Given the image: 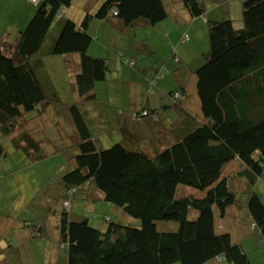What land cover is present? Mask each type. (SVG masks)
<instances>
[{
  "label": "trees",
  "instance_id": "trees-1",
  "mask_svg": "<svg viewBox=\"0 0 264 264\" xmlns=\"http://www.w3.org/2000/svg\"><path fill=\"white\" fill-rule=\"evenodd\" d=\"M181 1L192 17L204 13L198 0ZM73 2L37 0L13 47L4 50L6 43L0 44V139L16 135L31 141L40 150L24 153L35 161L47 155L32 135L22 131L31 121L26 117L40 115L51 102L62 109L56 97L44 91L32 63L53 24L57 22L59 28L49 52L79 56L81 73L75 77V87L91 101L95 99L93 87L105 81L110 68L105 58L88 54L96 40L89 32L92 20L114 17L126 26L138 21L156 26L169 17L163 0H105L94 14L86 12L75 21L64 14ZM233 18L207 20L208 48L195 58L200 62L194 72L200 113L183 125L182 132L171 135L175 137L169 144L152 135L97 149L84 113L76 104L63 108L79 143L74 146L70 170L61 177L62 209L52 212L59 217L55 228L65 252L64 261L55 264H252L241 243L244 237L237 236L226 220L235 208L234 213L243 217L242 224L256 231L264 244V202L252 191L264 178V0H241L240 15ZM125 56L117 55L123 65L136 68L135 60ZM167 71L164 64L156 70L149 82L151 89ZM168 98L172 106L187 101L182 89L170 92ZM156 112L143 110L131 117L149 119L157 126L161 119ZM142 141L145 149L139 148ZM5 156L0 142V160ZM234 162L242 169L225 175ZM235 178H244L247 185L235 191ZM185 187L194 194L179 192ZM79 190L89 201L98 198L120 208L135 225L106 218V229L98 230L87 220L72 217L67 198ZM246 194V201H240L238 196ZM29 223L32 239L45 238L43 227L36 230L34 222ZM164 223L176 224V228L162 229L159 224Z\"/></svg>",
  "mask_w": 264,
  "mask_h": 264
},
{
  "label": "rangeland",
  "instance_id": "rangeland-1",
  "mask_svg": "<svg viewBox=\"0 0 264 264\" xmlns=\"http://www.w3.org/2000/svg\"><path fill=\"white\" fill-rule=\"evenodd\" d=\"M9 1L10 0H0V23L4 26L17 24L21 22L22 17H24L23 14L25 11L22 10L21 5H14L15 0L11 4L12 8H8ZM104 1L105 0H74L71 7L64 10V14L77 21L81 19L79 18L80 10H89V12L96 11ZM232 9L237 15L234 7H232ZM227 11L229 12V10ZM207 17L209 20L213 18L211 13L207 15ZM176 20L179 19L176 18ZM56 23L57 22L53 24L49 36L35 59H40L44 65L54 64L57 65L56 67L61 66L65 69L63 75L64 79L60 78L59 84L53 85V89L58 96V103L62 107L61 111L64 107L74 102L79 109L84 110V118L90 120L91 123L89 124L94 123L91 125L90 132L97 149H107L119 142H123L124 144L129 143L132 134L138 130H136L137 127L126 128L124 134L128 139L127 141L123 139L122 134L115 132L116 130L111 126L114 123L111 117L113 114H117L115 107L119 110L121 109L116 102L112 104L110 101L108 92L112 91L107 90L109 83L98 82L95 84L91 91V94L93 93V95H95L94 100L89 101V99L79 98L74 95L75 76L78 72L77 67L75 71V68L71 66H68V68L66 66V64H69L67 59H70V56L49 54V50L53 44L52 38H54L59 28ZM235 23L237 24L238 21L236 20ZM160 27L161 26L153 28L152 31L146 29L142 31L133 30L130 35H126L123 42L126 43L127 38L134 39V37H136L137 42L135 46L129 47V45L128 48L122 46L123 49L115 47L114 44L110 45L107 43L109 34H116L114 29H112L111 26L108 27L107 24H100L99 21L93 19L89 27V32L96 34L98 41L92 43L88 54L91 56H99L93 52V47L97 45L95 51L99 52V54H103L105 56L103 58H105L109 64L112 63L110 65L111 70H115L116 73L119 71L117 75L123 76L119 83H123L124 79V86H126L130 76L138 74V72H136L138 69L145 71L144 74H153L155 71L154 66L161 68L164 64L168 69L164 79H169L168 77L171 75L170 70H174L176 66L183 68V61H185L188 68L191 70L196 69L200 65V62L195 58L199 55L201 56L202 52L204 54L208 48V25H201V23L199 25H178L168 22L165 31ZM165 32H167V34H165ZM169 37L176 39L173 41L171 49L167 45ZM3 38H8V42H12L13 39L12 37L6 36ZM1 40L2 39H0V44L6 42V39ZM5 49H7V47H4V50ZM118 53L126 55L124 58L134 59L136 68H128L123 65L117 57ZM175 56L178 57V61ZM196 62H198V64ZM114 64H117V67H115ZM116 68H118V70ZM46 72L47 77L49 79L52 78L49 71L47 70ZM110 73L111 72H107V74ZM111 76H113V73ZM160 82L159 80L157 86ZM117 85L120 87L119 84ZM156 88L159 89V86L153 89L155 90ZM116 90L117 89H115V91ZM115 91L114 94H116ZM135 95L139 96V93L135 92ZM129 97V93H127L126 98ZM128 101L130 103L132 102L130 100ZM47 108L51 113L49 114L47 123L43 124L49 128L43 127V133L54 142L52 151L57 150V152H53L55 154H50L52 151L47 147L45 150L47 152L50 151L49 154L42 150L47 157L39 161H34L21 151H17L13 149L11 145H8L6 138L0 139L6 153L5 158L0 160V264H55L62 262L63 258H65V252H63L62 248L59 246L57 230L53 223L56 215L52 212L55 211L57 213L62 209V197L59 193L61 177L65 175L72 166L70 165L71 158H69L72 150L64 139L69 142H77V139L75 138L74 132L68 127L69 125L67 122L63 126L64 119L62 121L56 120V117L52 114L54 107L49 104ZM136 108H138V106ZM185 112L186 110L181 111V109H178L174 111L172 108H169L166 113H164L165 117L161 118L160 123L157 125L158 132L165 134V131L170 130L172 133L171 135H178V133L183 131V125L186 126L187 124L182 123L185 119ZM159 125H161L162 128H158ZM56 135L61 137L62 142L59 147L56 145V142L58 143V138L54 137ZM157 136L160 137L161 135L157 134ZM140 139L141 138L136 134V137H133L131 140ZM131 145H135V143L131 142ZM146 147L147 145H145L144 141L139 145L141 149H145ZM241 169L242 165L238 162H234L225 169V175H235L239 173ZM245 181L244 178H239V181L236 178L233 179L232 188L235 191L240 190L243 183L247 185ZM182 189H180L179 192L194 194V191L190 188L185 187ZM244 190L246 189H242V191ZM242 191H239V193ZM252 191L257 193L264 202V178L253 185ZM85 195L83 190H79L77 195L71 194L67 198L70 201L69 212L72 217L85 219L89 222L90 226L98 230L106 229L109 223L105 221L106 218H108L109 221L111 220V222H118L125 226L130 224L135 225L136 222L124 214L120 208H116L98 198L94 201L93 199L89 201ZM238 197L240 201H246L248 194ZM234 209L235 208H231V219L228 220V222L226 220V224L236 231L237 236L244 237V239H241V243L244 245L245 252H247L252 264H264V245L260 244L261 239L259 234L251 230L248 225H243L242 215L234 213ZM18 220L19 222H17ZM13 221H16L20 227L25 226V228L23 230L10 227L7 229L3 228ZM32 221L36 225V230L39 229L38 223H42L45 227H48L45 232V238H34L30 243H22L23 237L28 234L26 230L31 228L30 233L32 234L33 228L30 226L31 223H29ZM159 226H161L162 229L170 230L176 228V224L164 223L159 224ZM45 244H47L49 250L47 255L43 254ZM209 264H211V262Z\"/></svg>",
  "mask_w": 264,
  "mask_h": 264
},
{
  "label": "crops",
  "instance_id": "crops-1",
  "mask_svg": "<svg viewBox=\"0 0 264 264\" xmlns=\"http://www.w3.org/2000/svg\"><path fill=\"white\" fill-rule=\"evenodd\" d=\"M14 1L15 0L9 1L8 8L9 7L12 8L11 4ZM36 1L37 0H16L14 5H21L22 10L26 12V14L24 12V14H23L24 17H22L21 22H18L17 24H14V25L12 24L10 26L9 25L4 26L2 23H0V39H2V40L6 39L5 45L7 46V49L8 48L10 49L13 47L15 40L17 38L18 32L24 27V25L27 23L28 19L34 13L35 8H36L34 3ZM163 1L165 2L166 6H167V11H168L169 17L164 22H162L156 26H152L145 21H138L134 24H131L130 26H126L123 22H121L120 20H117L114 17H109L105 21H99L100 24H103V25L107 24L108 27L111 26L112 29H114V31L116 32V34H113V35L109 34V39H108L107 43L110 45L114 44L115 47H120V48H123V47L128 48L129 45H130L129 47H133V46H135V44L137 42L136 37H134V39L127 38L126 43L123 42V39L126 37V35H130L133 30L142 31V30L146 29V30L152 31L153 28L161 26L160 28L164 29V31H165V28H166V25H168V22H170L171 24L175 23L178 25H191V24L192 25H199L200 23H201V25H203V24H206L207 20L210 21L213 18L214 19L212 21H219L222 18H231L232 19L233 17L236 16L232 7H234L235 11L237 12V15H240V11H241V0H198L202 4V8L204 9L203 10L204 13H202L201 16L194 18L191 16V14H189V12L184 7L181 0H163ZM227 10H229V12ZM86 12H89V10L88 11L87 10H80L79 11V13H80L79 18H81V19H79L77 21L82 20V18L84 17ZM94 12H95V10L92 13L94 14ZM210 13L212 14L213 18L212 19L210 18V20H209L207 15H210ZM176 18H178L179 20H176ZM91 24H92V22H91ZM165 34H167V32H165ZM4 36L12 37L13 38L12 42H8V38H3ZM52 39H54V38H52ZM174 40H176V39H174L173 37H169V40L167 41L168 42L167 45L170 49H171V45H172ZM95 41H98L97 35H96ZM96 47H97V45H95L93 47V52H94V54L99 55V56H93V57H99V58L105 57L103 54H99V52L95 51ZM40 51H41V49H40ZM49 54L51 55L50 52H49ZM36 56H38V53ZM36 56L32 60L33 66L35 68V73L40 78L41 83L44 87V91L48 95L56 97L55 99L58 102V96H57V93L55 92V90L53 89V85L59 84L60 78L64 79L63 75L65 73V69L61 66L56 67L57 65H54V64L44 65L40 59H35ZM69 56H70V59H67V62H69V64H66V66L67 67L71 66V67L75 68V71H76V67H77V71H78L76 74V76H77L81 73L80 58L78 55H69ZM107 63H108L109 67L112 64V63L109 64L108 61H107ZM183 63H184L183 68L176 66L173 71L171 69L170 70L171 75H169V77H168L169 79H162L158 85L159 89L156 88L155 90L153 89L154 87L152 88L153 90L151 89V86L149 85L148 81L150 82L153 79L156 70L159 69V68H157L158 66H154L155 71L153 72V74L152 73L144 74L145 71H142V69H138L136 71V72H138V74H134L133 76H130L129 81L127 82L126 86H124V79H123V83H119L121 78H123V76L117 75V73H119V71H117V73H116L115 70L113 71L109 68V72H111V73L107 74L105 81H103L101 83H106V82L109 83L107 90L112 91V92H108L110 95V101L112 104H113V102H116L121 109V110H119L118 108L115 107V109H116L115 111L117 114H113V116L111 117V119L114 122L111 126L114 127V129L116 130L115 132L123 135L124 140L127 139L125 137L124 132H125V129L128 127H130V128L137 127L136 130H138L137 132L132 134L131 139H133V137H136V134L141 139H143L144 137H150L152 135L157 137V134H156L158 131L157 126L153 125V123L149 119H142V120L136 121L131 116L133 113H138V112H141L143 110H146L149 112L150 111H157L156 113L159 114L160 119L165 117L164 113H166V111L169 108H171L170 106H172V104H173L171 99L168 98V94L172 91H176V90L181 91V89H182V91H184L185 94L187 95V101H185L183 103V105L172 106V109L174 111H177L178 109H181V111H183L182 107H184V109L186 110V112L184 114L185 119L182 121L183 124L184 123L190 124L193 115L194 114L199 115V113H200L199 107L200 106H199V101H198L197 96H196V79L194 76V72L196 69L191 70L190 68H188V65L185 63V61H183ZM196 63L198 64V62H196ZM114 66L117 67V64H114ZM116 69L118 70V68H116ZM47 70L49 71V74L52 77L50 79L46 75ZM145 70H147V69H145ZM112 73H113V76H111ZM117 84H119L120 87ZM170 84H171V86H170ZM158 86L156 85V87H158ZM115 89H117V90L115 91ZM150 89L152 90V93L149 92ZM114 91L116 94H114ZM135 92L139 93V96H136ZM127 93H129V96H130L129 98H126ZM74 95L78 96L79 98L81 97V98L85 99L84 96H80V93L78 92L76 87L74 89ZM128 100H130L132 102L130 103ZM48 105L49 104H47L46 107L42 108V113L40 115L35 116V117H32V116L26 117L27 119H31V121L29 123H27L26 126L22 129V131H24V132L27 131L25 133L32 135L34 142L40 143V148L43 151H46L45 148H47V147H49L50 151H52L53 150L52 147L54 144V142H52L49 139V137H46L43 133V127H46L43 123H47L48 118H49V114L51 113V112H49V109L47 108ZM137 106H138V108H136ZM81 112L83 113L84 110H81ZM52 114L56 117V120H58V121H62L64 119L63 126L67 122V124L69 125L68 127H70V129L72 130V132H74V135H75V128L73 126V123L71 121L70 116L67 115L66 110L63 109L61 111V109L58 110L57 108H54ZM86 119L88 121L87 122L88 128H89V130H91V125H93L94 123L89 124V123H91L90 120L88 118H86ZM158 128H162L161 125H159ZM53 131H55V130H53ZM165 133L169 134L168 135L169 137H159V138H162L161 141L163 142V144L167 145L170 143V141L175 136H171L172 133L170 130L168 131V133H167V131H165ZM54 137L58 138V143L56 142V145L59 147L60 143L62 142L61 137H59L58 135H56ZM75 138L77 139L76 135H75ZM16 141H18V142L16 143ZM64 141L70 146L69 148L72 150V153L75 151L74 146L79 143L78 139H77V142H74V141L69 142V141H66L65 139H64ZM131 141H136V140H131ZM7 143H8V145H11L13 149H15L17 151H21L24 155H25L24 151H27V150L30 151L33 149L35 152L40 150V149L39 150L35 149L31 143V141H22L19 139V136H16V135L11 137L10 139H7ZM74 143H75V145H74ZM31 147H33V148H31ZM50 151H48V152L46 151V152L49 154ZM53 152H57V150L50 152V154L51 153L55 154ZM72 153H71V156H69V158H71V159H72ZM60 190H61V188H60ZM59 193H62V192H59ZM55 215H56V218L53 221V223L56 227V224L59 220V217H58V214H55ZM17 222H19V220ZM17 222L13 221L11 224L4 226L3 228L7 229L8 227H10V228L23 230L25 228V226L20 227L19 224H17ZM38 227L39 228L44 227L45 231L48 229V227L47 226L45 227L42 223H38ZM26 232H28V234H26L23 237L22 243L23 242L30 243V241H32V234L30 233L31 228L29 230H26ZM260 244H263V242L261 240H260ZM48 252H49L48 246H47V244H45L43 254L47 255ZM64 259L65 258H63V261H64Z\"/></svg>",
  "mask_w": 264,
  "mask_h": 264
}]
</instances>
